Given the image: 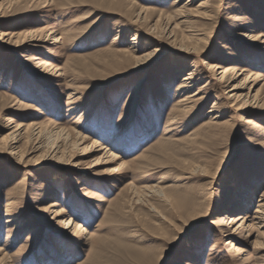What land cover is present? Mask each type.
I'll list each match as a JSON object with an SVG mask.
<instances>
[{
	"label": "rangeland",
	"instance_id": "374dc122",
	"mask_svg": "<svg viewBox=\"0 0 264 264\" xmlns=\"http://www.w3.org/2000/svg\"><path fill=\"white\" fill-rule=\"evenodd\" d=\"M186 3L0 0V264H264V0Z\"/></svg>",
	"mask_w": 264,
	"mask_h": 264
},
{
	"label": "bare ground",
	"instance_id": "6f19581e",
	"mask_svg": "<svg viewBox=\"0 0 264 264\" xmlns=\"http://www.w3.org/2000/svg\"><path fill=\"white\" fill-rule=\"evenodd\" d=\"M180 1V0H179ZM196 0H187V5L189 3H192V2H195ZM187 5H185L183 8L179 9L177 12H176V16L180 17V16H183V17H186V16H190V15H193L194 11L191 10V9H188ZM208 5V1L207 2H202L197 9H195V12L197 15H203V16H207V10L205 9L204 12H200L202 9L206 8V6ZM240 38L242 39H248V38H253L251 36H247V35H243V34H240L239 36ZM118 38H115L114 39V42L116 41L117 42ZM201 39H198V41H200ZM60 42V37L57 36L55 38V41L54 43H58ZM217 70H222L219 74L220 76V81L221 82H224L226 84H230L232 82H237L241 76L244 75V73L246 72L245 70H242V69H237V71L235 72V74L233 76H229L228 73L230 72V70L227 68V69H224V68H221L220 66L218 67L217 66ZM218 72V71H217ZM194 75L195 73L194 72H190L189 75H187L186 78L183 79V82L181 83V89L183 91H185V96L183 97V99L180 101V105L184 106V111H186L188 108H189V105L193 104L196 102V97L199 96L196 92L194 93L192 90L193 88L195 87L194 86ZM243 79V78H242ZM237 80V81H236ZM247 80V79H246ZM235 84V83H234ZM245 85V84H244ZM234 86V85H233ZM240 89H243L242 87L239 86V83L238 85L236 84L229 92V98L233 99V101L235 100H239L240 98H242V95H239V91ZM215 108V107H214ZM216 113V110L213 109L210 111V114H211V119L212 120H216L217 118H219L218 116H214L213 114ZM248 121V120H247ZM11 130V129H10ZM19 132V130H16L13 132V136L14 138L18 137L20 134H17ZM64 134V133H62ZM65 136V135H64ZM70 133H68L67 138H70ZM79 139L81 136H78ZM77 139V138H76ZM76 141V140H75ZM82 141H85V138L84 137H81V142ZM15 143H11L10 144V149L12 150H16L15 149V146H14ZM77 144V143H76ZM17 148V147H16ZM18 149V148H17ZM107 152V151H106ZM108 153V152H107ZM114 159H115V155H111ZM23 157V156H22ZM21 157V158H22ZM261 205H260V210L258 211V213L252 218V221L257 223L258 226L260 227H263L264 228V199L261 201ZM11 212V211H10ZM64 216V213H62V211L60 210H56V217L57 218H63ZM8 217V222L7 223H11L13 222L12 220L14 219V217L11 215V214H8L7 215ZM241 220V217H233V216H226V224L225 225H228L230 231L232 232H237L238 230H240V228L242 227V225L240 226H236L238 224V222ZM64 225L67 226L70 230L71 229H75L77 227V224L76 222L72 219V218H69L68 220H65L64 221Z\"/></svg>",
	"mask_w": 264,
	"mask_h": 264
}]
</instances>
